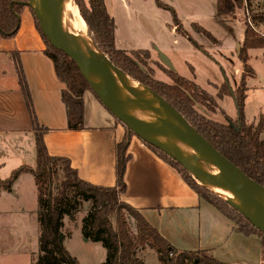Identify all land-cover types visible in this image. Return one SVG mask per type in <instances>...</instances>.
Here are the masks:
<instances>
[{"label":"crops","instance_id":"0c3cea01","mask_svg":"<svg viewBox=\"0 0 264 264\" xmlns=\"http://www.w3.org/2000/svg\"><path fill=\"white\" fill-rule=\"evenodd\" d=\"M105 4L115 22L118 49L147 51L151 62L160 63L178 75L173 62L179 60L178 53L193 47L205 52L204 46H209L230 64L227 56H236L241 66L237 53L244 42L245 23H241V18L219 21L217 0H105ZM179 25L192 40L177 32ZM197 28L210 33L218 44L210 42ZM45 51L46 44L36 28L34 14L26 6L16 35L0 41V173L11 174L21 166L36 164L32 154L35 146L32 118L15 69L14 62L18 59L37 122L48 130L44 140L50 155L68 158L78 176L87 183L115 187L116 145L126 134L124 128L116 124L110 112L88 91L84 95L85 129L69 131L62 101L65 87ZM260 57L264 68V52ZM252 69L255 75L247 79L244 110L249 124L258 123L260 118L264 120V76ZM160 74L165 75L158 70L156 78ZM193 74L192 81L202 82L194 69ZM203 83L214 90L213 96L217 95L216 87L220 85L210 79H204ZM231 97H224L219 104ZM127 154L130 160L126 165L122 201L138 210L175 249L207 251L225 264H264L260 239L235 232L227 217L202 200L136 136L131 137ZM28 176L34 182L32 175L24 174L13 189Z\"/></svg>","mask_w":264,"mask_h":264},{"label":"trees","instance_id":"16d2710c","mask_svg":"<svg viewBox=\"0 0 264 264\" xmlns=\"http://www.w3.org/2000/svg\"><path fill=\"white\" fill-rule=\"evenodd\" d=\"M28 1L24 0L25 3ZM74 1L93 43L112 64L160 96L219 153L247 177L264 187V120L260 118L257 124H249L244 113L248 91L247 79L255 75L249 65V52L264 50V34L258 30L259 26L264 25V8L251 10L250 4L246 8L250 21L244 22L245 38L237 53L242 73L237 89L234 91L232 88L238 105V115L233 120L221 110L226 123H219L200 113L198 109L200 106L205 108L210 104L217 106V102L194 81L178 75L174 70L160 63H155L156 68L163 72L171 83L160 81L155 75H147L131 58L139 53L146 55L150 60L149 52H126L117 48L115 22L107 10L105 0ZM245 1L249 2V0H217V19L219 21L233 19L236 11L243 8ZM25 7L26 5L20 2L0 0V41L16 35L20 15ZM34 20L46 44L45 54L53 62L56 75L65 87L62 101L66 107L67 129L81 131L85 129L84 95L92 90L76 64L63 52L52 47L43 36L35 16ZM197 31L213 44H218L210 33L201 28H197ZM177 32L192 40L180 25L177 27ZM14 63L20 88L32 118L36 164L34 167L21 166L12 171L7 179H0V189L10 193L21 175L30 174L34 178L38 191L37 217L40 226L39 254L34 264H78L64 246L62 229L65 217L74 220L77 214L83 211L85 205L88 209L81 221V233L84 240L99 243L105 249L106 259L103 264H144L138 257V252L147 247L157 253L160 264H225L207 251L189 252L175 249L138 210L122 201V195L126 191V165L130 160L127 150L131 137L135 136L124 124L126 134L116 145L115 187L105 188L87 183L78 176L68 158L50 155L44 140L48 130L37 122L20 61L16 59ZM216 88L218 101L231 96L226 82ZM143 143L173 168L202 200L227 217L233 223L235 232L244 236H257L264 249V234L256 229L249 219L227 201L199 185L180 164L165 153ZM128 217L135 222V234H132Z\"/></svg>","mask_w":264,"mask_h":264},{"label":"water","instance_id":"95a60500","mask_svg":"<svg viewBox=\"0 0 264 264\" xmlns=\"http://www.w3.org/2000/svg\"><path fill=\"white\" fill-rule=\"evenodd\" d=\"M71 1L29 0L22 3L32 10L46 40L76 64L95 97L112 116L141 141L180 164L201 186L227 201L264 234V187L219 153L160 96L112 64L94 43L100 60L88 59L66 17L67 6ZM225 81L229 86L228 81ZM102 85L115 89L114 96L120 103L119 107L104 94ZM229 90L238 108L230 86ZM144 118L157 129L145 127ZM171 123L178 125L177 132L171 128ZM179 148L199 152L202 159L191 161ZM201 165L210 172L202 169Z\"/></svg>","mask_w":264,"mask_h":264},{"label":"rangeland","instance_id":"374dc122","mask_svg":"<svg viewBox=\"0 0 264 264\" xmlns=\"http://www.w3.org/2000/svg\"><path fill=\"white\" fill-rule=\"evenodd\" d=\"M249 4L251 5V10L264 8V0L245 1L243 3V8L237 10L234 15V18L242 19L241 23L250 21L249 13L246 12V8ZM258 30L264 34V25L259 26ZM199 42L203 44V41ZM204 51L205 52L193 47L191 50L178 53L180 57L176 63L173 62L174 67L180 76L189 80L193 79L194 69L198 79L202 80V82L197 81V83L209 94H212L211 96L215 98L217 102V106L216 104H210L206 108L200 106L198 108L200 113H203L209 119L216 122L226 123L221 113L222 111L226 114L229 113V115L233 117L231 119H236L237 107L233 97L225 100L223 103L220 102V105L219 101L216 99L217 95L213 96L215 95L214 90L206 86L203 80H213L215 84L220 86L227 80L229 86L235 91L240 84L242 72L239 71V68L241 66L240 64L238 65L236 56H227V60L232 62V64H230L224 61L220 53L209 48V46H204ZM262 52H264V50H252V59L250 61V65L258 71L260 76H264V68L261 67L262 59L260 57L262 56ZM131 58L139 64L140 68L147 75H155L157 73L158 69L155 63L151 62L146 55L138 53L137 55L131 56ZM157 79L168 84L171 83L163 74L158 75ZM114 119L116 124L121 125L126 132L125 126L119 123L115 117ZM30 140L32 139H29V141ZM28 150L30 151V146ZM32 152L36 162L34 144ZM9 176L10 174L8 173H0V179L4 180ZM12 190L13 191L9 193L0 189V264H34L39 254L40 236V226L37 217V187L32 178L28 176ZM87 207L88 206L85 205L83 211L78 213L74 220L65 217L64 228L62 229L64 246L67 252L77 260L78 264H103L106 259L105 249L99 243L84 240L81 233V221L86 214ZM21 216H23V220ZM128 223L132 234H135V222L128 217ZM20 224H22L23 227H20ZM138 257L144 264H160L157 253L149 247L138 252Z\"/></svg>","mask_w":264,"mask_h":264},{"label":"bare ground","instance_id":"6f19581e","mask_svg":"<svg viewBox=\"0 0 264 264\" xmlns=\"http://www.w3.org/2000/svg\"><path fill=\"white\" fill-rule=\"evenodd\" d=\"M39 8L42 9V6L39 4ZM66 17L68 20V23L70 25L71 30L73 31V35L76 37V39L80 42L82 49L84 50V53L88 57V59L92 61H99L100 56L97 53V50L93 44L92 38L88 32L87 26L85 21L80 15L78 6L74 1H71L66 10ZM102 91L107 96L111 97L116 105L119 107L120 103L115 98V89L113 87H110L108 85H102L101 86ZM143 125L149 129H157V127L149 122L146 118L143 120ZM171 128L177 132L178 125L175 123H171ZM181 152H183L185 155L189 156L191 158V161H198L199 159H202V156L199 152H195L191 149L186 148H179ZM196 161V162H197ZM202 169L206 170L207 172H210L207 167L204 165L200 166Z\"/></svg>","mask_w":264,"mask_h":264}]
</instances>
